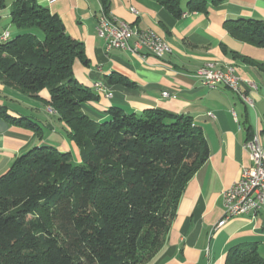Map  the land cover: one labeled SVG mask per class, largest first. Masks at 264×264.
Instances as JSON below:
<instances>
[{
    "label": "trees",
    "instance_id": "trees-1",
    "mask_svg": "<svg viewBox=\"0 0 264 264\" xmlns=\"http://www.w3.org/2000/svg\"><path fill=\"white\" fill-rule=\"evenodd\" d=\"M99 1L109 13V0ZM157 1L176 17L184 13L183 0ZM207 7L187 2L188 12ZM10 19L19 32L0 39V82L35 96L48 89L80 159L38 145L0 175V264H145L164 246L187 184L209 159L202 129L159 107L137 114L113 106L103 120L91 117L83 107L97 96L74 71L77 61L90 64L84 43L37 0H12ZM226 28L264 47V20H228ZM106 81L134 85L117 72ZM0 118L41 134L38 123L4 106ZM225 264H264L258 242L231 248Z\"/></svg>",
    "mask_w": 264,
    "mask_h": 264
},
{
    "label": "crops",
    "instance_id": "crops-1",
    "mask_svg": "<svg viewBox=\"0 0 264 264\" xmlns=\"http://www.w3.org/2000/svg\"><path fill=\"white\" fill-rule=\"evenodd\" d=\"M37 1L59 15L67 32L85 45L90 64L77 61L74 71L78 81L97 96L84 105L87 114L103 120L113 106L137 114L159 107L192 117L207 139L209 159L187 184L164 246L145 264H225L231 248L248 242H258L264 257V209L256 215L237 216L214 230L224 213L223 192L239 178L242 167L250 164L245 143L255 132L264 143V70L255 64H264V47L238 40L229 33L226 22L264 20V0H207L206 12H188L189 0H183L181 17L157 0H109L111 16L140 30L152 29L170 45L172 52L161 59L149 54L142 59L120 49L107 53L105 40L97 31L99 0ZM11 3L9 0L8 7L0 10V36L6 30L12 36L19 32L10 30L14 26ZM207 63L234 66L240 86L254 106L226 86L203 84L196 71ZM113 72L134 85L108 83L106 76ZM100 81L107 84L111 96L95 89ZM164 91L170 96L164 97ZM49 99L48 89L35 96L0 82V106L42 128L38 134L0 118V175L18 156L38 145L71 151L80 159L78 146L67 136L69 128L50 110Z\"/></svg>",
    "mask_w": 264,
    "mask_h": 264
},
{
    "label": "built area",
    "instance_id": "built-area-1",
    "mask_svg": "<svg viewBox=\"0 0 264 264\" xmlns=\"http://www.w3.org/2000/svg\"><path fill=\"white\" fill-rule=\"evenodd\" d=\"M100 3L98 15L97 31L105 40L106 52L120 49L146 59L149 55L160 58L157 48H150L146 44L147 36H156L152 29H142L141 32H134L132 23H124L121 19L106 13L103 5ZM132 12L137 13L134 8ZM11 35L9 31H4L0 39ZM157 37V36H156ZM159 44H166L168 49L170 45L162 38H158ZM161 59V58H160ZM215 72H204V69H197L196 77L200 81L211 87L226 86L236 92L241 99L249 106H254L253 99L247 95L240 86V78L236 70L220 72V67L215 63ZM96 89L102 90L103 94L111 96L107 84L100 81V84H94ZM164 97L170 96L168 91L163 92ZM53 112V109L50 108ZM213 116L212 113H210ZM244 147L249 152L250 164L242 167L240 176L232 185L223 192L224 213L221 220L217 223L214 230L223 227L231 219L241 215H256L264 209V143L261 142L259 133L252 135V143H245ZM255 183H263V190H255Z\"/></svg>",
    "mask_w": 264,
    "mask_h": 264
},
{
    "label": "bare ground",
    "instance_id": "bare-ground-1",
    "mask_svg": "<svg viewBox=\"0 0 264 264\" xmlns=\"http://www.w3.org/2000/svg\"><path fill=\"white\" fill-rule=\"evenodd\" d=\"M124 23H128V22L124 21ZM134 32H141V30L134 27ZM155 35L158 38H161L156 33H155ZM156 36H147L146 37V44L150 48H157V52H158L159 57L163 58L167 54L171 53L172 51L170 49H168V46L166 44H159V41H158ZM9 37H10V35L5 36L1 39L6 40ZM199 69H204V72H215V65H214V63H207ZM228 70H236V69L234 66H228ZM220 72H227V67L226 68H220ZM95 84H100V82H96ZM94 87H95V85H94ZM95 89H96V87H95ZM96 90H99V89H96ZM246 143H252V137ZM255 190H263V183H255Z\"/></svg>",
    "mask_w": 264,
    "mask_h": 264
},
{
    "label": "rangeland",
    "instance_id": "rangeland-1",
    "mask_svg": "<svg viewBox=\"0 0 264 264\" xmlns=\"http://www.w3.org/2000/svg\"><path fill=\"white\" fill-rule=\"evenodd\" d=\"M14 29H16L14 26H10V30L13 31ZM41 36V35H40Z\"/></svg>",
    "mask_w": 264,
    "mask_h": 264
}]
</instances>
